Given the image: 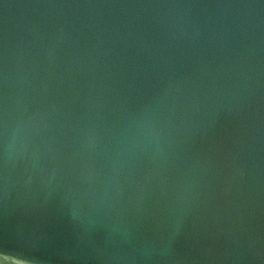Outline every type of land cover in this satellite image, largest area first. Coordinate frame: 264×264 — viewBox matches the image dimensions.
Segmentation results:
<instances>
[{
  "label": "water",
  "instance_id": "1",
  "mask_svg": "<svg viewBox=\"0 0 264 264\" xmlns=\"http://www.w3.org/2000/svg\"><path fill=\"white\" fill-rule=\"evenodd\" d=\"M0 264H264V0H0Z\"/></svg>",
  "mask_w": 264,
  "mask_h": 264
},
{
  "label": "snow or ice",
  "instance_id": "2",
  "mask_svg": "<svg viewBox=\"0 0 264 264\" xmlns=\"http://www.w3.org/2000/svg\"><path fill=\"white\" fill-rule=\"evenodd\" d=\"M2 241H3V238H2V237H0V243H2Z\"/></svg>",
  "mask_w": 264,
  "mask_h": 264
}]
</instances>
